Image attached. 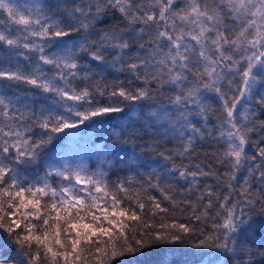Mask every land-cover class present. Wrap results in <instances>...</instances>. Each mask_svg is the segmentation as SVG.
Masks as SVG:
<instances>
[{"label":"snow or ice","instance_id":"snow-or-ice-1","mask_svg":"<svg viewBox=\"0 0 264 264\" xmlns=\"http://www.w3.org/2000/svg\"><path fill=\"white\" fill-rule=\"evenodd\" d=\"M0 234L264 264V0H0Z\"/></svg>","mask_w":264,"mask_h":264},{"label":"trees","instance_id":"trees-1","mask_svg":"<svg viewBox=\"0 0 264 264\" xmlns=\"http://www.w3.org/2000/svg\"><path fill=\"white\" fill-rule=\"evenodd\" d=\"M121 123L119 118L113 117L110 121H106L103 125V129L112 130V126ZM103 129L94 128L90 130H86L85 132V140L88 139L89 136H93V133H102L103 139L100 140L101 143H104L107 140L108 133L103 132ZM112 141H107V148L110 151L112 149ZM0 255L8 258H12L13 248L8 243L6 235L0 234ZM201 256L193 254L192 250H152L145 252L142 255H131L119 258L117 264H200ZM204 262L207 264L208 260H213L215 264H223V258L221 257L219 260H216L214 256L209 254L204 257Z\"/></svg>","mask_w":264,"mask_h":264}]
</instances>
